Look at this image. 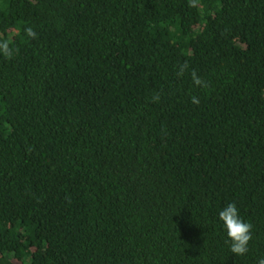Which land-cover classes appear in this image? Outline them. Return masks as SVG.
Returning a JSON list of instances; mask_svg holds the SVG:
<instances>
[{
    "label": "trees",
    "instance_id": "obj_1",
    "mask_svg": "<svg viewBox=\"0 0 264 264\" xmlns=\"http://www.w3.org/2000/svg\"><path fill=\"white\" fill-rule=\"evenodd\" d=\"M4 42L0 264L264 257V0H0Z\"/></svg>",
    "mask_w": 264,
    "mask_h": 264
},
{
    "label": "clouds",
    "instance_id": "obj_2",
    "mask_svg": "<svg viewBox=\"0 0 264 264\" xmlns=\"http://www.w3.org/2000/svg\"><path fill=\"white\" fill-rule=\"evenodd\" d=\"M29 36H35V32L32 29H27ZM0 49H3L5 54H8V44L4 42L0 44ZM196 84H200L201 80L195 77ZM159 96H154L153 100H158ZM193 103H199L196 97H193ZM219 219L223 222V226L226 229L227 237L230 241V251L236 256H243L248 251L249 241L252 239V225L245 222L238 214V208L235 203L227 204L223 210L218 214ZM257 264H264V257L258 259Z\"/></svg>",
    "mask_w": 264,
    "mask_h": 264
}]
</instances>
